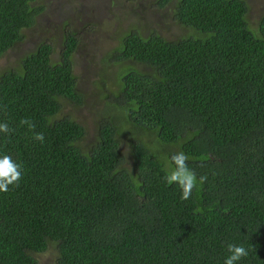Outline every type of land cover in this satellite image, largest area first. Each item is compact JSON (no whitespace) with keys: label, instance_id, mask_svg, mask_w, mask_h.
<instances>
[{"label":"trees","instance_id":"obj_1","mask_svg":"<svg viewBox=\"0 0 264 264\" xmlns=\"http://www.w3.org/2000/svg\"><path fill=\"white\" fill-rule=\"evenodd\" d=\"M155 4L193 33L120 36L89 145L64 112L87 100L67 21L60 48L43 39L1 70L0 156L22 175L0 192V264H40L50 246L55 264H224L229 244L248 251L238 264H264V19L251 28L247 0ZM45 11L0 0V59ZM179 153L197 178L188 199L166 181Z\"/></svg>","mask_w":264,"mask_h":264},{"label":"rangeland","instance_id":"obj_2","mask_svg":"<svg viewBox=\"0 0 264 264\" xmlns=\"http://www.w3.org/2000/svg\"><path fill=\"white\" fill-rule=\"evenodd\" d=\"M46 11L37 24L24 31L25 39L9 50L0 59V72L15 66L27 52L34 50L39 41L56 38L61 47V33L64 22L76 30L81 44L75 54V74L79 88L87 96L83 105H67L70 113L87 130L85 143H93L97 134V122L107 100L101 94L111 93L115 88L116 72L119 67L115 48L120 36L135 29L143 34L153 31L169 39H176L187 33L172 18L171 10L158 9L155 0H40ZM248 21L255 31L260 30L264 19V0H247ZM57 52L54 59L58 58ZM137 67L144 68L139 64ZM110 99H113V95ZM124 142V136L120 138ZM123 152L130 154V143L122 144ZM132 164V160L130 162ZM54 248L39 255L40 264H55Z\"/></svg>","mask_w":264,"mask_h":264},{"label":"clouds","instance_id":"obj_3","mask_svg":"<svg viewBox=\"0 0 264 264\" xmlns=\"http://www.w3.org/2000/svg\"><path fill=\"white\" fill-rule=\"evenodd\" d=\"M21 123H27L22 121ZM8 125L0 124V131L7 132ZM43 141V135L36 137ZM188 157L179 153L171 157L175 168L166 175V181L168 184H177L181 190V198L188 199L191 195V191L196 184V175L186 165ZM22 168L21 165L13 161L9 155L0 156V192H6L10 185L15 184L21 179ZM203 182V178H200ZM229 255L224 259V264H238V262L248 255V251L238 245L229 244L227 247Z\"/></svg>","mask_w":264,"mask_h":264}]
</instances>
